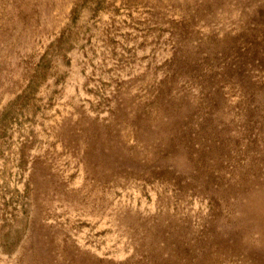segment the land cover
<instances>
[{
    "label": "rangeland",
    "instance_id": "1",
    "mask_svg": "<svg viewBox=\"0 0 264 264\" xmlns=\"http://www.w3.org/2000/svg\"><path fill=\"white\" fill-rule=\"evenodd\" d=\"M0 264H264V0H0Z\"/></svg>",
    "mask_w": 264,
    "mask_h": 264
}]
</instances>
